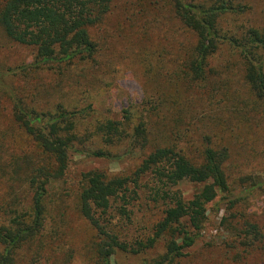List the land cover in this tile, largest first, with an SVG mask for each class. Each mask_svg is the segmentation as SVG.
<instances>
[{
  "label": "trees",
  "instance_id": "obj_1",
  "mask_svg": "<svg viewBox=\"0 0 264 264\" xmlns=\"http://www.w3.org/2000/svg\"><path fill=\"white\" fill-rule=\"evenodd\" d=\"M160 3L196 37L183 59L182 79L191 97L201 94L203 105L229 111L225 100L217 102L216 96L225 91L222 87H230V76L224 77V66L213 64L220 62L222 51H230L250 93L264 103L263 0H154ZM128 9V0H0V49L7 42L11 49L32 51L35 58L30 65L0 66V96L9 106V122L0 119V182L11 191L0 209L9 218L0 222V264H50L49 252L55 249L63 217L62 211L50 212L51 183L66 176L71 155L118 160L122 156L112 150L124 146L127 154L140 153L131 174L111 176L95 170L80 178L76 205L95 233L91 264H112L117 253L140 256L161 242L162 254L144 264H182L202 236L208 205L218 198L229 205L239 227L234 229L235 241L240 240L238 246L233 243L237 249L243 247L245 254L264 244L261 228L234 211L240 200L246 202L255 193L264 197V183L246 173L232 177V170H239L231 162L232 151L216 133H207L209 126L197 130L200 145L192 139L184 129L186 118L204 119L196 117L199 107L193 101L147 98L141 106L125 110L121 121L94 119L92 104L82 108L75 101H62L72 100L66 95L77 90L79 100L80 94L86 98L88 88L101 81L99 71H93L99 68L101 36L114 16L127 19ZM230 67L228 62L225 68ZM45 69L57 73L54 93L38 82ZM53 100L58 102L47 109ZM259 106L256 102L252 110ZM9 129L25 139L32 152L8 158ZM184 182L198 187L188 200L179 189ZM148 188L149 198L163 203L164 216L152 236L127 241L117 229L116 215L130 218L127 207Z\"/></svg>",
  "mask_w": 264,
  "mask_h": 264
},
{
  "label": "rangeland",
  "instance_id": "obj_2",
  "mask_svg": "<svg viewBox=\"0 0 264 264\" xmlns=\"http://www.w3.org/2000/svg\"><path fill=\"white\" fill-rule=\"evenodd\" d=\"M128 3L129 9L124 13L127 19L121 17V14L114 16L101 36L99 68L93 70L99 71L101 81H95L92 88H88L90 94L89 96L87 94L86 98L80 94L79 100L77 90L72 92L73 97L63 94L72 100L62 101L68 105L75 101L82 108L92 104L94 119L111 118L121 121L125 110L131 106H141L147 98L190 99L197 108L199 107L196 117L204 118L202 121L186 118L189 125L184 123V129L190 131V136H194L192 139L200 145V132L197 130L204 125L209 126L207 133H216L232 151L231 162L239 167L236 172L232 170V177L246 173L253 175L258 183H264V103L250 93L238 62L232 61V53L222 51L220 62L216 61L213 64V68L224 66L222 68L224 77L230 76V87L229 85L222 87L225 91L216 96L217 102L225 100L226 106L230 107L229 111L223 110L222 113L221 109L218 110L209 103L203 105L201 94L195 92L198 98H194L186 92L189 85L182 79L183 59L186 53L194 48L196 37L182 27L161 3L154 4V0H128ZM3 44L4 49H0V66L18 67L34 62L32 51L17 47L11 49L12 45L7 42ZM228 62L231 64L229 70L225 68ZM78 70L76 73H79ZM39 74L41 75L38 82L41 89L54 93L52 89L57 85V73L45 69ZM72 74H75V71ZM2 99L0 96V119L1 122L3 120L9 122L8 102ZM57 102L58 100H53L46 108H54ZM256 102L260 104L259 110L253 111L252 106ZM211 109L213 111H210ZM212 115L213 118H210ZM195 122L197 125L192 124ZM1 128L6 129L3 125ZM184 129L182 130L186 131ZM6 142L10 146L7 151L8 158L23 157L27 150L32 152L28 142L14 130H8ZM112 152L122 156V159L105 160L71 155L66 176L51 183L48 195V199L52 201L50 212L53 210L52 214L56 215V212L62 211L63 217L58 220L55 249L49 252L50 264H91L95 233L80 216L76 205L81 175L95 170L104 171L111 176L129 175L140 163V153L127 154L125 146L115 148ZM16 189L18 194L23 192L19 185ZM179 189L188 200L194 196L198 187L184 182ZM10 193L9 185L4 181L0 182V209ZM149 197L150 188L143 189L140 191L139 199L127 207L130 218L116 215L117 229L127 241L152 236L154 226L163 218L165 209L163 203H154ZM238 203L234 208L235 215H244V221L257 224L264 234L263 195L255 193L246 202L240 200ZM207 217L208 221L201 238L195 247L188 251L190 256L182 264H264V244L259 243L245 254L243 247L237 249L233 244L240 241H235L234 230L239 227L236 221H233L229 205L225 201L218 198L209 204ZM8 219L0 212V222H7ZM237 221L242 224L241 220ZM52 226H49V233ZM163 247L161 242L156 250L140 256L117 253L112 264H144L145 260L154 259L162 254Z\"/></svg>",
  "mask_w": 264,
  "mask_h": 264
}]
</instances>
